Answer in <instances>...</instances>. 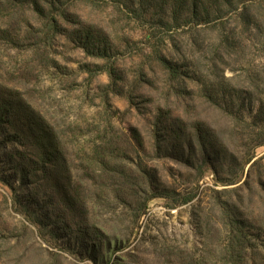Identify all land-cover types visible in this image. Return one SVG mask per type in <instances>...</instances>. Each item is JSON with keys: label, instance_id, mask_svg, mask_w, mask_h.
<instances>
[{"label": "rangeland", "instance_id": "rangeland-1", "mask_svg": "<svg viewBox=\"0 0 264 264\" xmlns=\"http://www.w3.org/2000/svg\"><path fill=\"white\" fill-rule=\"evenodd\" d=\"M225 1L193 17L194 0H61L52 26L0 0V85L24 99L7 119L14 141L0 129V264H231L235 219L249 264L262 262L264 0ZM30 121L44 135L24 141ZM24 144L36 158L51 147L62 170L23 173Z\"/></svg>", "mask_w": 264, "mask_h": 264}, {"label": "trees", "instance_id": "trees-1", "mask_svg": "<svg viewBox=\"0 0 264 264\" xmlns=\"http://www.w3.org/2000/svg\"><path fill=\"white\" fill-rule=\"evenodd\" d=\"M8 1V3L15 8L16 7H23L25 5H29V4H33L38 12H42L43 14H46L49 20H51L50 24L52 26H54V24L58 25V21H57V16H64V14H66L65 11H62V13H55V10L57 9L58 5L61 3V0H49L47 1V4H49V12H47L45 9H43L42 7H40L39 3L37 0H6ZM203 0H194V7L193 9H191L190 14H193V17L198 16V3L201 2ZM174 2L178 5V8H181V6L183 8H187L186 4L187 0H174ZM228 5L233 6V2L234 0H226L225 1ZM177 8V7H176ZM40 10V11H39ZM175 14L179 13V10L176 9ZM52 14V15H51ZM57 14V15H56ZM51 16V19H50ZM239 19L244 22L247 23V25H251L255 20L254 16L252 17L251 15V7L250 6H246L241 13H239ZM255 23V22H254ZM249 27V26H248ZM91 35V32L89 30H86L84 32H82L81 38L84 39V44H85V49L88 50L89 52H93L95 53L97 56H101L99 54H103L102 53V49L101 47H96L97 44H104L103 41H98V43L95 42L94 37ZM228 35H226V44H227V49L230 50L231 46H233L231 43H229L228 40ZM7 40V39H5ZM103 51L106 52V49H104ZM163 65L170 70V72L172 73L173 77L175 80L177 79H181L183 78V82L184 84H188L187 80H185V78H188V74L183 75L181 68L178 65H175L173 63H169L167 60L162 59ZM110 75L112 76V78H115L114 73L111 72ZM191 79V78H190ZM192 79L194 80V82H196L195 76L192 77ZM191 79V80H192ZM1 90H4L5 92L10 93V97H9V93L5 94L4 92H2ZM189 91H187L188 93ZM20 99L22 102H24V99L21 97L20 92L18 91H11L8 90L5 87H2L0 85V129L4 130V132L8 135V137H12V141H14L13 136L11 135V132L8 131L7 126V119L10 118L12 116V113L15 111L16 109H18V105L19 103L17 102V100ZM262 118H264V112L260 111V113L255 117V121L253 122L254 124H261V120ZM31 120V119H30ZM161 123V122H160ZM35 124V125H34ZM162 124V128L164 123ZM24 128L21 130L24 134H25V140L27 141L28 135L31 137V135H44L42 133L43 129L40 127V125L38 123H33L32 125V121H30L29 124H25L23 126ZM159 128V125H158ZM204 127L199 124L198 126V138H199V142L202 148H205V139L207 138L206 132L203 129ZM25 130V131H24ZM26 134H28L26 136ZM156 136V141H157V145L158 148L161 149V143L164 140V135H155ZM38 144H40L39 140ZM27 144H24V149L25 153L27 155H23L20 158V163H18V167H22L23 168V173L24 171H27L28 174H30L31 176L34 177H40L41 175L44 176L46 175V177L52 173V172H60V170H62V168H59L57 166L56 163V157H57V153L56 151H52L51 147H45L42 148V155L41 157L39 156V158L33 157L31 156V153L29 151H27ZM210 163H208L209 165ZM45 177V178H46ZM23 179V178H22ZM44 181V179H42ZM235 181H232L231 184H234ZM226 184V183H224ZM236 184V183H235ZM44 191H46L45 193H43L46 196H50V198L52 199L53 196L55 195V191L56 188L55 187H51L49 189V187H47L45 184L43 185ZM51 191H53V195H51V193H49ZM62 201L64 199V197H66V200L69 202L70 207L73 206V202H74V198H70V195L68 193H66V195L64 194V191L62 190H58L57 193ZM72 209V208H71ZM232 227V231L234 232L233 237H232V242H231V248L229 250V254H230V258H231V264H249V260L247 257L248 254V250L249 247L247 245L246 242V238L243 235V227H242V222L239 221L238 219H235V221L231 224ZM93 246V245H92ZM96 247V246H95ZM261 257V261L257 262L254 261V264H264V258L260 255ZM95 259V258H94ZM106 263L108 264H115V260L114 259H110L109 261H106Z\"/></svg>", "mask_w": 264, "mask_h": 264}]
</instances>
